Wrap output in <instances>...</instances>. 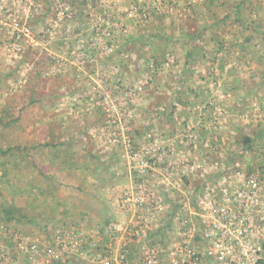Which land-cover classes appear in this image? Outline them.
<instances>
[{
    "label": "rangeland",
    "instance_id": "1",
    "mask_svg": "<svg viewBox=\"0 0 264 264\" xmlns=\"http://www.w3.org/2000/svg\"><path fill=\"white\" fill-rule=\"evenodd\" d=\"M186 5L157 21L151 0H0V199L36 218L0 226V264H28L20 246L51 243L48 180L64 209L69 183L100 181L109 152L128 171L117 202L130 189L162 197L152 228L163 231L236 170L264 176V0ZM61 153L67 174L52 169ZM140 160L155 167L138 172Z\"/></svg>",
    "mask_w": 264,
    "mask_h": 264
},
{
    "label": "built area",
    "instance_id": "2",
    "mask_svg": "<svg viewBox=\"0 0 264 264\" xmlns=\"http://www.w3.org/2000/svg\"><path fill=\"white\" fill-rule=\"evenodd\" d=\"M178 1L151 0V5L159 12L178 7L185 11L186 4L203 0L183 1V6ZM129 11L128 15L136 14V6ZM146 12L142 9L139 17L146 18ZM20 36L17 34V39ZM149 163L140 160L137 171L155 167ZM231 178L228 184L217 182L196 193L191 201L194 207L179 216L173 226H167L164 237H152L151 231L157 215L166 207L162 197L149 199L130 189L121 194L120 205L132 206V217L123 225L109 224L101 237H96L103 241L100 252L94 251L95 243L90 242L95 236L86 235L84 230L56 232L49 245L34 244L33 250H29L31 246L20 247L28 264L63 259L67 263L81 249L86 251L87 264H128L132 245L139 251L137 264H264V176L236 170ZM84 241L90 245L84 248Z\"/></svg>",
    "mask_w": 264,
    "mask_h": 264
},
{
    "label": "crops",
    "instance_id": "3",
    "mask_svg": "<svg viewBox=\"0 0 264 264\" xmlns=\"http://www.w3.org/2000/svg\"><path fill=\"white\" fill-rule=\"evenodd\" d=\"M54 156V155H53ZM58 160H55L56 166H52V169L54 168L56 173H69V169L67 166V160L65 161V153L60 154L58 156ZM70 157V155H69ZM109 167L107 168L106 166H102V170H96L93 169V172L99 173L100 175V181H96L97 183L92 182H84L86 183L85 185L81 184H70V188H72V194L66 198V202L68 203V207L61 209L62 207L59 208V210L56 211L54 206L56 205L55 200V195L54 192L56 185H59V182H55V178H50L48 181L51 184L50 190L52 196L51 200L49 203L46 201V206H52L53 211L50 214V220L47 219V217L44 219L49 221L51 224V228L54 230V232L49 236L51 238V242L53 241L54 235L57 231H63L70 229L71 227L76 228L78 230H84L86 235L90 236H95L94 239L91 238L90 242L95 243L94 245V251L100 252L101 250V245L103 244V241L97 240L96 237L100 238L102 233H104L107 230V226L109 224H126L129 222V220L132 217V212L131 214L124 213L122 211V208L119 206L120 205V200L117 202L116 198V192L121 191L123 187H121L120 184L123 183L124 181V176L127 177L128 171L125 170L124 167L119 166V162L116 160V155L111 154L109 152ZM111 157H113L111 159ZM55 158L56 155H55ZM112 160V161H111ZM60 163V164H59ZM114 163L115 165H113ZM118 164V165H117ZM47 168H44V170ZM68 171V172H67ZM94 173V174H95ZM126 180V179H125ZM67 183V182H66ZM65 183V184H66ZM129 184H131L129 182ZM45 188L49 187V184L46 186L44 185ZM128 188H131V186H127ZM126 187V188H127ZM58 188V187H57ZM61 191V190H60ZM59 191V192H60ZM75 193V195H73ZM79 197L80 200L78 201L77 204L73 203L72 199ZM41 199V198H40ZM48 200V198H46ZM58 199V197H57ZM61 199L60 201H62ZM45 203V202H44ZM119 203V205H118ZM57 206V205H56ZM62 206V205H61ZM77 207V211L72 212L75 210ZM72 208V209H71ZM42 217V216H41ZM41 217L39 218L40 221ZM43 219V218H42ZM45 221V222H46ZM162 224H167V222H162L159 225L154 226L151 231L152 232V237L157 236L159 237L161 234L164 236L165 233L163 231V225ZM167 227V226H166ZM165 227V228H166ZM75 229V230H76ZM52 230V231H53ZM71 231V230H69ZM77 232V230H76ZM96 234V235H95ZM89 237L87 240L89 241ZM86 245H90L86 241L83 242L84 248ZM86 251L84 249H81L79 253H76L68 258L67 263H63L60 260H53L50 261V264H87V261L85 259L86 256ZM139 251L137 250L135 245H132V250L130 252V260L128 264H137V256H138ZM59 261V262H58ZM49 264V263H48Z\"/></svg>",
    "mask_w": 264,
    "mask_h": 264
},
{
    "label": "trees",
    "instance_id": "4",
    "mask_svg": "<svg viewBox=\"0 0 264 264\" xmlns=\"http://www.w3.org/2000/svg\"><path fill=\"white\" fill-rule=\"evenodd\" d=\"M188 1V0H187ZM138 5H140V4H138V3H135L134 4V6H138ZM189 6L188 7H191V6H193L192 4H188ZM152 8V10H150ZM151 8H148L150 11H155V10H153L154 8L153 7H151ZM142 11V8H139L138 9V12H141ZM155 19L157 20V21H160V19H161V15H160V12H156V15H155ZM213 27H212V32L213 33H215L216 32V30L218 29L215 25H212ZM207 26H205V25H202V29L201 30H205V29H207L206 28ZM191 32H184L183 33V35L184 36H187L188 37V39L191 37ZM198 34L199 33H197L196 34V41H197V38H199L198 37ZM188 43V42H187ZM191 45V44H190ZM192 50H191V52H190V55H189V57H190V59L191 60H193V59H197V57H198V49H199V44H198V42H195V44L194 45H192ZM259 140V142H261L262 140H263V136H262V131H260L258 134H255V135H253V136H251V135H247V136H244L243 137V150L245 151V150H248V151H250L253 147V144H254V142H256V141H258ZM9 152V150H6V151H4V150H2L1 148H0V153L1 154H7ZM254 169L252 168H249L248 169V173H250V172H252ZM13 191V190H12ZM33 217V218H32ZM20 219H28V220H32V219H34V220H36V218H34V216L33 215H28L27 214V212H26V210H25V208L24 207H19V206H15V205H13L10 201H8L7 199H0V226L1 225H4V226H6V227H8L9 226V224H10V222H13V221H15V222H19L20 221ZM6 227H3V228H5L6 229ZM21 230H18V232H20ZM20 233H22V234H24L23 232H20ZM43 245V244H42Z\"/></svg>",
    "mask_w": 264,
    "mask_h": 264
}]
</instances>
